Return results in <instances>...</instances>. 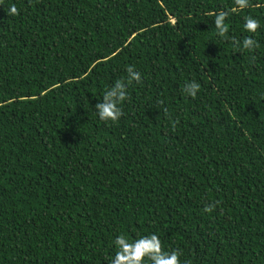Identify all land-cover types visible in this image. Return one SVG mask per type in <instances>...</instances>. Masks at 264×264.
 <instances>
[{"label":"trees","instance_id":"trees-1","mask_svg":"<svg viewBox=\"0 0 264 264\" xmlns=\"http://www.w3.org/2000/svg\"><path fill=\"white\" fill-rule=\"evenodd\" d=\"M234 7L2 0L0 264H111L117 236L151 234L181 264H264V0ZM130 65L141 83L101 121Z\"/></svg>","mask_w":264,"mask_h":264},{"label":"clouds","instance_id":"clouds-1","mask_svg":"<svg viewBox=\"0 0 264 264\" xmlns=\"http://www.w3.org/2000/svg\"><path fill=\"white\" fill-rule=\"evenodd\" d=\"M0 4H2V0H0ZM234 5L235 7L231 9L232 12L243 10L250 6V0H234ZM7 14L15 16L19 14V10L13 4L9 7ZM212 15L215 17L216 34L219 37L231 39L234 46L241 47L240 41H236L234 37L230 38L227 35L229 26L226 19L229 16V11L221 10L212 13ZM243 27L245 31L255 33L260 28V22L252 16H247ZM257 47V41L251 36L245 37L242 41L244 50L251 52ZM126 71L128 74L126 81L118 79L113 86L105 91L102 101L95 104L97 115L101 121H118L123 115L120 105L128 98L127 85L133 81L137 84L141 83V75L134 70V66H128ZM199 89L200 84L191 81L184 85L183 91L187 96L195 98ZM215 207V203L206 205L204 211L210 213L215 210ZM114 244L116 251L111 264H145L146 261H150V264H181L180 252L177 250L165 251L156 234L141 236L133 240H129L125 235H119Z\"/></svg>","mask_w":264,"mask_h":264}]
</instances>
